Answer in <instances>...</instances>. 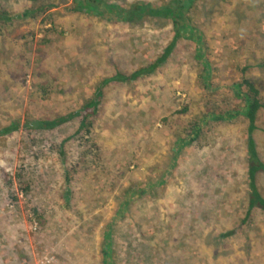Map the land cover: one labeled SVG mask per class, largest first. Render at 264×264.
Returning <instances> with one entry per match:
<instances>
[{
	"label": "rangeland",
	"instance_id": "rangeland-1",
	"mask_svg": "<svg viewBox=\"0 0 264 264\" xmlns=\"http://www.w3.org/2000/svg\"><path fill=\"white\" fill-rule=\"evenodd\" d=\"M81 1L85 12L68 10L74 0H51L43 20L1 27L0 127L67 111L95 81L153 60L172 40L174 0ZM119 1L161 9L130 23L112 10ZM179 1L191 38L180 36L153 74L105 87L89 140L68 137L75 124L35 140L22 129L0 136V264H264V212L243 221L247 120H211L181 142L206 106L241 102L231 86L243 76L264 101V0ZM0 3L11 12L29 5ZM202 42L209 62L197 51ZM255 125L264 161V107ZM64 166L75 168L68 184ZM257 184L264 195V173Z\"/></svg>",
	"mask_w": 264,
	"mask_h": 264
},
{
	"label": "trees",
	"instance_id": "trees-1",
	"mask_svg": "<svg viewBox=\"0 0 264 264\" xmlns=\"http://www.w3.org/2000/svg\"><path fill=\"white\" fill-rule=\"evenodd\" d=\"M29 5L18 12H11L4 8L0 3V29L6 24L12 21H18L23 19H37L41 17L40 20H43L46 12L52 7L51 0H28ZM75 1L68 6V10L73 12H85V8L82 6V1ZM84 1V0H83ZM107 0H90L91 3L100 5V3ZM192 0H188V4H191ZM88 2V1H86ZM109 3V2H107ZM112 4V10L120 11V18L126 22H135L141 21L145 17H155L156 12H158L161 7L152 6L154 12L147 7H144V2H133L129 5H121V2H110ZM90 7L91 4H89ZM181 1H173V11L170 10V13L176 11V16L173 18L174 24V34L172 40L162 49V51L151 61L143 63L137 66L134 70L130 72H124L119 69L113 74L104 76L92 85V90L87 97L82 98L79 102L76 103V106L68 109L62 113H55L51 115H45L43 117H26L25 120L21 121L18 117H13L9 123L3 124L0 127V136L9 134L13 131L20 130L24 131L26 135L30 136L31 140L36 139V135L41 137V134L51 131L53 129H58L63 127L66 124H75V129L68 136L75 138L77 141L89 140L91 136L92 129L94 128L95 117L99 113V109L102 103L104 89L111 83H127L136 81L142 77L149 76L153 74L165 61L169 58L170 53L180 36H185L186 38H191L192 26L190 19L187 14L182 15L181 13ZM189 7V6H188ZM46 12V13H45ZM184 13V12H183ZM187 13V10H186ZM51 26L46 28V31L51 30ZM48 39L44 37L41 38V42H47ZM43 45V43H39ZM197 51L203 50L204 54L200 55L204 58L203 61L209 62L207 54H205L204 43L198 44ZM264 65V63H263ZM246 68V67H244ZM244 68L242 70H244ZM204 76L207 79V75L210 73L209 69L204 68ZM205 81V80H204ZM207 82H210L208 80ZM207 84V83H206ZM39 88V84L36 83ZM35 88L34 85H32ZM233 87V95L236 98H239L241 102L239 104H232L230 106L226 105L227 101L225 98L220 100L221 106L210 105L206 106V109L196 116V119L191 122V124L186 127V136L181 138V142L184 143L192 142L194 139L202 133L203 128L209 123V121L214 120H225L236 117L237 115H243L248 122L247 127V152H246V175L248 181V193H247V211L246 215L243 218V221L247 219L250 215L251 210L260 209L264 212V195L258 187L257 178L260 173H264V161L260 158L256 148L255 140L253 137V131L256 128L255 121L258 111L264 107V101L260 97V93L257 87L251 83L248 78L243 76L239 81H235L231 86ZM232 89V88H231ZM42 92H46L45 87H40ZM209 102V101H208ZM210 103V102H209ZM186 105H183L182 109L178 112H183L186 110ZM209 117V118H208ZM67 139V138H66ZM65 141V140H64ZM56 151L59 158L62 161H65L67 154L63 149V142L56 144ZM50 148V147H49ZM75 173V168L72 166H64V180L68 184L73 178ZM11 185L12 180L7 179L6 181ZM20 190L23 192L24 196L28 197V184L19 183ZM71 194V189L67 188L64 193V200L67 202ZM34 218L36 220H41L40 215L37 212V209L33 206ZM41 222V221H40ZM39 222V223H40ZM230 232H223L221 236H226Z\"/></svg>",
	"mask_w": 264,
	"mask_h": 264
}]
</instances>
